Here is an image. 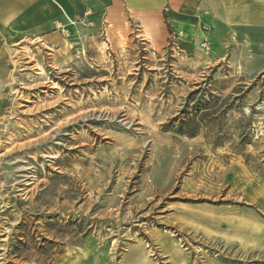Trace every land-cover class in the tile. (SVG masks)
<instances>
[{"label": "rangeland", "instance_id": "1", "mask_svg": "<svg viewBox=\"0 0 264 264\" xmlns=\"http://www.w3.org/2000/svg\"><path fill=\"white\" fill-rule=\"evenodd\" d=\"M147 1L1 43L0 264H264L261 59Z\"/></svg>", "mask_w": 264, "mask_h": 264}, {"label": "crops", "instance_id": "2", "mask_svg": "<svg viewBox=\"0 0 264 264\" xmlns=\"http://www.w3.org/2000/svg\"><path fill=\"white\" fill-rule=\"evenodd\" d=\"M164 1L173 10H181L183 11L181 14L196 18L203 16L208 10L217 12V43L229 41L231 44L240 45L238 49L230 48L231 58L236 56L238 58L242 53H248L255 59H261L259 67L252 70L253 72L259 73L261 67H264V0ZM125 3L137 10L148 4V1L0 0V49L1 43L5 41L50 45L61 40L62 28L76 19L79 10L96 7L117 10ZM155 7H158L157 4ZM185 11L192 13H184ZM195 11L199 13L198 16Z\"/></svg>", "mask_w": 264, "mask_h": 264}, {"label": "trees", "instance_id": "3", "mask_svg": "<svg viewBox=\"0 0 264 264\" xmlns=\"http://www.w3.org/2000/svg\"><path fill=\"white\" fill-rule=\"evenodd\" d=\"M187 135H188V136H191V135H193V134H190V135H189V134L187 133Z\"/></svg>", "mask_w": 264, "mask_h": 264}]
</instances>
